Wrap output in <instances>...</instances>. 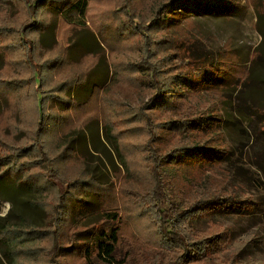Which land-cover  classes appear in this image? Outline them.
Returning <instances> with one entry per match:
<instances>
[{
    "label": "trees",
    "instance_id": "obj_1",
    "mask_svg": "<svg viewBox=\"0 0 264 264\" xmlns=\"http://www.w3.org/2000/svg\"><path fill=\"white\" fill-rule=\"evenodd\" d=\"M147 1L0 0V178L8 184L23 186L29 194V206L51 217L49 221L43 219L40 226L22 217L19 223L1 217L0 264H60L53 259L55 255L79 258L86 263L93 255L102 261H116L128 219L136 225L142 224L144 230L153 229L148 238L151 248L182 250L181 259L164 264H204L203 260L214 258L216 251L227 243V230L195 239L177 230L173 220H188L222 210L250 212L256 208V202L249 198H236L234 187L226 194L219 187L192 203L187 211L171 214V205L164 203L165 176L160 174L159 164L165 160L178 165L193 163L199 168L208 164L219 167L227 155L219 145L171 143L172 148L163 158L145 156L149 163L147 190L151 200L136 201L129 198L125 189L115 192L111 179H96L88 166V156L73 146L76 136L100 126L127 178L135 172L136 162L131 160L122 139L134 133L135 126L122 128L112 121L115 107L121 104L109 93L117 85L129 82L130 77L136 80L137 76L131 75L139 72L140 67L148 69L141 79L147 80L153 89L146 104L153 110L170 107L172 95L167 91L170 85L175 89L185 83L195 90L203 80L208 81L204 85L214 84L205 78L208 72L199 69H196L199 73L193 72L198 66L191 62L186 47L167 35L172 27L169 13L192 3L202 10L226 15L234 10V1L162 0L155 3L156 8L149 12L151 19L145 22L141 10L149 9ZM117 12L124 23L116 22L118 16L114 18L112 13ZM109 25L115 27L114 33L125 35L121 42H131L128 52L137 57L136 63L127 62L126 57L113 58L116 46ZM48 31L54 37L51 43L43 41ZM257 57L258 54L254 62ZM231 81L223 82V88L231 86ZM24 106L33 112H25L17 120L16 113L13 116L7 113L9 108L18 112ZM103 109H108L107 114ZM6 119L13 120L9 125L12 136L6 135L1 126ZM163 123L174 135L203 132L196 117L182 115L179 119L158 122L162 129ZM73 164H77L75 173L68 171ZM48 196L52 198L51 204ZM117 201L129 213L128 218L120 212ZM151 201L155 214L147 209ZM89 203L94 205L99 217L86 223L91 216ZM119 261L122 264L125 256ZM216 264L240 263L233 260Z\"/></svg>",
    "mask_w": 264,
    "mask_h": 264
},
{
    "label": "rangeland",
    "instance_id": "obj_2",
    "mask_svg": "<svg viewBox=\"0 0 264 264\" xmlns=\"http://www.w3.org/2000/svg\"><path fill=\"white\" fill-rule=\"evenodd\" d=\"M158 1L162 0H148L149 9L141 10L145 22L151 19L149 12H153ZM233 1L235 8L226 15L202 10L192 3H186L169 13L172 27L167 30V35L173 37L180 46L186 47L193 60L191 62L198 66L194 67L193 72L199 73L198 69L208 72L205 78L214 83L212 86L204 85V81L208 82L206 80L201 81L200 87L195 90L185 83L177 85L175 89L170 85L167 87L172 95L170 107L153 110L146 105L153 95V89L147 80L141 79L148 69L140 67L139 72L131 75L137 76L136 80L135 77H130L129 82L117 85L109 93L121 104L120 107H115L116 113L112 121L122 128L135 126V132L130 136L124 135L122 139L131 153V160L136 162V167L133 168L135 172L131 176L126 178L112 143L106 139L100 126L98 129L93 126L76 136L73 146L80 148L88 156V166L96 179H111L115 192L120 188L125 189L129 191V198L133 201L151 197L147 190L149 184L146 167L149 163L145 161V156L163 158V154L172 148L171 143L221 146L227 151V155L219 167L208 164L199 168L193 163L178 165L163 160L159 164V172L165 176L162 186L164 203L171 205V214L174 211H187L192 203L211 195L219 187L224 190V194L234 187L233 194L236 198H249L256 202V208L250 212L232 209L206 213L188 220H173V224L177 230L180 229L188 237L195 239L227 230V243L216 251L214 258L203 260L204 264H216L217 261L228 263L233 260L240 264H264V0ZM112 15L114 18L118 16L117 23L125 22L118 12ZM130 20L131 18L128 21ZM86 21L91 26L88 17ZM107 28L114 36L116 49L113 58L119 60L126 57L127 62L136 63L137 57L128 52L131 42H121L125 35L114 33L113 25ZM135 32L140 35L137 30ZM84 38H88V34H84ZM43 41H54L52 32L45 33ZM256 54L258 57L254 62ZM191 62L188 63L189 66ZM247 72L249 73L246 74ZM228 81H231V86L224 89L222 83ZM29 109V106H24L17 112L15 108H9L7 113L12 116L16 113L17 120L25 112H33ZM103 110L107 114L108 109ZM182 115L200 120L203 130L201 135L190 131L174 135L165 123L164 129L158 124L168 119H179ZM12 122L13 120L6 119L1 123L6 135L12 136V126H9ZM37 170L43 169L37 167ZM68 171L75 173L77 164L70 166ZM5 181L0 178V218L5 217L11 222L19 223L22 217L38 226L42 225L43 219H51L49 215L29 206V194L23 186L11 185ZM50 196L47 197L49 204L53 202ZM117 203L120 212L128 218L129 213L119 205V201ZM152 203L151 201L147 209L155 214L156 208ZM87 207L91 216L86 223H91L99 215L92 203L87 204ZM152 231L144 230L142 224L136 225L128 219L116 261H102L97 255L91 256L87 263L79 258H62L57 255L53 259L60 264H121L119 260L124 256L122 264H164L166 261L181 259L182 250L178 248L173 251L151 248L148 238Z\"/></svg>",
    "mask_w": 264,
    "mask_h": 264
}]
</instances>
